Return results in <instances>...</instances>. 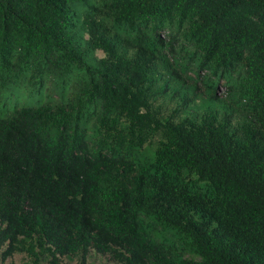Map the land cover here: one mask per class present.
Listing matches in <instances>:
<instances>
[{"label":"trees","instance_id":"trees-1","mask_svg":"<svg viewBox=\"0 0 264 264\" xmlns=\"http://www.w3.org/2000/svg\"><path fill=\"white\" fill-rule=\"evenodd\" d=\"M48 80L0 112L2 257L264 264V0H0V90Z\"/></svg>","mask_w":264,"mask_h":264},{"label":"rangeland","instance_id":"rangeland-1","mask_svg":"<svg viewBox=\"0 0 264 264\" xmlns=\"http://www.w3.org/2000/svg\"><path fill=\"white\" fill-rule=\"evenodd\" d=\"M96 56L99 57L100 54L97 53ZM53 80H57V79L53 78ZM53 80H48L44 82V84L41 87L36 86L34 88H28L23 86L18 89L10 88L5 91L0 90V112L10 113V111H12L15 105L17 106L21 104L34 105L37 102H44L47 98L51 96L53 97L57 96L58 93L61 91V86ZM69 93H70V89L66 87L63 91V94L68 95ZM179 94H181V91L179 92ZM188 95L190 97L191 93H188ZM216 95L218 97H224L225 89L222 88V86H218L216 89ZM178 97H179L178 94H174V93L171 94V91L170 93L168 91L154 98L159 103H162V105H166V108H169L170 106L177 105L179 103L180 100ZM222 104H223L222 100L210 99L206 92L196 93L194 100L191 101L190 103L188 102L186 107L179 111L178 116L175 118V120L183 116L197 115L206 109H214L221 111ZM86 133L88 137L93 135L92 123H90L87 126ZM156 140L157 137L152 140L151 145L148 146V149L144 151L143 154H140L139 156L135 155L134 160L143 162L144 159H149L151 155L149 149H152V146H154ZM61 260L64 264H74V261L71 259L68 260L67 258H61ZM87 260L90 264H113L110 261H108L106 258L94 254L92 252L89 254ZM0 264H34V263H32L31 259L23 253H14L10 257L4 258L2 257L0 251ZM35 264H45V259L39 258V260H37Z\"/></svg>","mask_w":264,"mask_h":264}]
</instances>
